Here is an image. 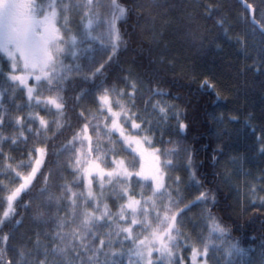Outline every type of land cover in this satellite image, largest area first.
<instances>
[{
	"label": "snow or ice",
	"instance_id": "6c2138e0",
	"mask_svg": "<svg viewBox=\"0 0 264 264\" xmlns=\"http://www.w3.org/2000/svg\"><path fill=\"white\" fill-rule=\"evenodd\" d=\"M241 5L244 20L253 31L264 34V0L258 4L241 0ZM142 7L124 0H0V77L6 81L14 104L13 109L0 112V170L8 180L0 181V264H122L120 257L125 255L129 256L128 264H133L132 257L135 264H213L212 256L217 252L227 257L243 253L210 213L207 237L193 238L186 231L187 213L208 204L210 195L214 200V194L198 190L195 199L186 203L180 196L181 178L170 175L175 171L174 158L181 150V140L164 141L162 132L157 139V129L175 119L177 134L185 133L188 125L178 111L160 99L149 98L143 101L141 112L137 108L140 81L131 68L121 77L123 87H118L119 80L95 83L106 66L118 59L121 46L127 43L125 36L132 39V33L122 29ZM201 7L206 18L212 17L211 3ZM216 23L222 26L224 21ZM90 49L98 58L89 57L87 65L79 63L81 53ZM145 52L149 58L152 55L151 49L142 48L138 53L141 60ZM260 64L262 67L253 68L264 73V58ZM69 74L95 84L96 115L88 109L79 113L81 126L65 146L71 153L64 165L71 180L61 185L62 197L56 198L55 209L49 197L35 211L38 221L53 227L36 232L34 247L13 246L10 251L11 236L4 228L22 223L16 217L21 204L28 207L25 197L37 184L47 185L52 177L48 149L37 145L45 144L46 137H40L56 123L47 117L59 116L67 107L64 93ZM200 86L216 91L207 78ZM17 92L22 103L15 102ZM152 94L164 95L157 89ZM149 105L158 120L147 111ZM102 139L107 143L102 144ZM258 142L264 152V133ZM182 150L186 167L191 169L193 152L186 147ZM222 153L223 147L218 145L213 160ZM146 160L150 161L147 166ZM192 177L193 184H199L194 173ZM106 185L112 189L111 200ZM250 191L255 195L264 188ZM258 199L264 209V196ZM248 264H264V247L259 258Z\"/></svg>",
	"mask_w": 264,
	"mask_h": 264
},
{
	"label": "trees",
	"instance_id": "16d2710c",
	"mask_svg": "<svg viewBox=\"0 0 264 264\" xmlns=\"http://www.w3.org/2000/svg\"><path fill=\"white\" fill-rule=\"evenodd\" d=\"M124 2L144 7L139 13L134 11L130 23L122 29L131 32L132 39L125 36L127 43L121 46L118 59L106 66L95 83L111 84L119 80L118 87H123L121 77L131 68L140 81L137 108L141 112L145 108L143 101L149 98L160 99L178 111L179 118L188 125L186 132L181 134L183 138L177 134L176 120L169 119L157 129V139L162 132L164 141L181 140L172 173L181 178L180 188L186 193L183 197L186 203L195 199L198 190H211L214 194V200L210 195L208 204H203L204 209L200 205L189 213L199 209L202 222L210 213L226 229L230 240L243 249L247 262L258 259L264 247V209L260 207L258 197L264 196V192L253 195L250 189L264 188L261 183L264 180V152L260 151L258 142V137L264 133V73L254 70L253 65L262 67L264 34L253 31L244 20L241 0ZM249 2L258 4L259 0ZM206 3L214 6L210 18L205 17L201 7ZM221 19L224 21L222 26L216 23ZM142 48L151 49L150 58L145 52L141 60L138 53ZM92 55L98 58L96 51ZM88 62V57L83 58L82 64ZM205 78L215 84L216 91L201 88ZM94 89L91 80L85 82L83 77L76 75L68 77L64 93L67 107L58 119L54 118L55 126L40 137L41 140L46 137L45 144L37 145L48 149L52 177L47 185L37 184L25 197L28 207L21 204L16 217L22 223L4 228L11 236L10 251L13 246L34 247L32 241L36 232L43 233L45 228L51 230L53 227L51 223L38 221L35 211L39 205L47 203L49 197L55 209L56 198L62 197L61 185L71 180L64 167L71 153L65 146L81 126L80 111L88 109L91 112L94 108ZM153 89L164 95L153 96ZM11 105V102L7 103V106ZM147 111L153 120L159 119L150 105ZM27 135L31 137L33 133ZM218 145L223 147V153L213 160ZM184 147L193 152L191 169L186 167ZM27 162L25 159L24 163ZM193 173L199 184H193ZM0 181L8 183L1 172ZM45 188L46 191H42ZM2 197L3 193H0V210ZM60 202L64 203L63 200Z\"/></svg>",
	"mask_w": 264,
	"mask_h": 264
},
{
	"label": "rangeland",
	"instance_id": "374dc122",
	"mask_svg": "<svg viewBox=\"0 0 264 264\" xmlns=\"http://www.w3.org/2000/svg\"><path fill=\"white\" fill-rule=\"evenodd\" d=\"M79 22V17L75 18V23ZM83 47V46H81ZM93 53H95V50L90 49L87 52H82L81 53V59L79 61V63H83V58L86 57H93ZM88 55V56H86ZM87 64V63H86ZM85 64V65H86ZM74 75V74H69V76ZM8 87L6 81L4 80L3 77H0V93L3 94V100L0 101V112H5L7 110H11L14 107L13 101L9 99V93L6 91V88ZM113 98L115 99V94H113ZM11 102L12 105L9 107L7 106V103ZM15 102L16 103H22L23 102V97L19 94V92H17L16 96H15ZM91 115H96V110L95 107L92 109V111L90 112ZM58 119V116H56ZM56 117H53L52 115H49L47 117V119L52 122L54 120V118L56 119ZM93 123H95V121H93ZM55 126V124L51 123V128H53ZM95 140V136L93 137ZM102 144H106L107 141L102 139L101 141ZM116 150L119 151V146H116ZM125 159H127V157H125ZM150 163L149 160H146V166ZM0 172L2 173V170H0ZM172 176L173 179H175L176 177L173 175V173L170 174ZM169 183H171V181H169ZM179 190H180V196L184 197L186 195V193L182 190V188H180L179 186ZM111 187L106 185V195H109L110 200L112 199L111 197ZM203 204H201L202 206ZM183 207V205L181 206ZM204 209L205 206H202ZM199 209L196 211V213H187V216L184 219V223L187 226L186 227V231L188 232V234L190 236H192L193 238L195 236H200L201 238H205L208 236V228L210 227V224L208 223L207 220H205L204 222H202L201 216H199ZM203 213V212H202ZM207 215V214H206ZM232 241V240H231ZM233 242V241H232ZM217 245L220 244V241H216ZM126 250V249H125ZM247 255L245 253L242 254H238V253H234L231 257H227V256H222L219 252L215 253L212 256V261L213 264H229V261L232 262V264H248L247 262ZM122 264H128V260H129V256L125 255L123 257H120ZM133 261V264H135V257L131 258Z\"/></svg>",
	"mask_w": 264,
	"mask_h": 264
},
{
	"label": "bare ground",
	"instance_id": "6f19581e",
	"mask_svg": "<svg viewBox=\"0 0 264 264\" xmlns=\"http://www.w3.org/2000/svg\"><path fill=\"white\" fill-rule=\"evenodd\" d=\"M208 117V116H207ZM210 117V116H209ZM237 138V137H236ZM232 139V138H231ZM229 141V140H228ZM229 143V142H228ZM242 224V223H241ZM264 234V233H263ZM260 239H262V238H260ZM264 241V240H263Z\"/></svg>",
	"mask_w": 264,
	"mask_h": 264
}]
</instances>
